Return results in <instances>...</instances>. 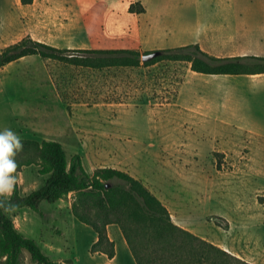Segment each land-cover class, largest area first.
<instances>
[{"label":"rangeland","instance_id":"obj_1","mask_svg":"<svg viewBox=\"0 0 264 264\" xmlns=\"http://www.w3.org/2000/svg\"><path fill=\"white\" fill-rule=\"evenodd\" d=\"M225 1L220 20L208 22V52L264 56V0ZM175 4L149 0L154 11H173ZM143 8V0H0V51L28 36L71 50L145 54L179 47L149 45L164 36L144 37L135 17ZM13 92L21 140L60 141L69 160L81 154L92 174L106 167L128 172L163 201L176 224L264 264V74H201L190 62L170 60L98 69L32 55L0 68V130L16 122ZM35 146L21 150L40 160L20 175L27 190L41 187L50 176L41 170L53 167ZM62 198L73 210L79 194ZM87 204L98 213V200ZM95 219L104 222L106 215ZM111 220L125 221L135 244L158 247L123 213ZM81 264L90 262L83 256Z\"/></svg>","mask_w":264,"mask_h":264},{"label":"trees","instance_id":"obj_2","mask_svg":"<svg viewBox=\"0 0 264 264\" xmlns=\"http://www.w3.org/2000/svg\"><path fill=\"white\" fill-rule=\"evenodd\" d=\"M25 1V0H24ZM142 9L138 13L145 12ZM134 12V10H132ZM162 54L152 60L144 61L139 50L128 48L110 49H64L28 36L18 43L0 51V68L24 57L38 55L46 59H55L79 66L92 68L146 66L162 60L187 61L193 71L210 75H256L264 74V56L240 55L219 57L204 51L199 44H189L174 48L161 49ZM77 51V55H67ZM151 52V51H148ZM146 52V53H148ZM145 53V54H146ZM23 149L34 151L48 157L53 167H44L42 174H50L45 184L27 195H22L17 183L10 203L12 210L25 207L41 213V203L46 200L54 203L67 192H77L79 202L73 205L74 215L83 223L90 225L98 234L99 240L92 247L94 253H104L110 259L116 255V244L108 235V225H120L132 250L137 264H252L226 249L207 241L173 221L169 208L156 196L142 180L123 170L106 167L90 173L83 164L81 154H75L69 160L60 141L45 140L39 144L31 140H21ZM17 172L27 166L40 164L32 152L16 154ZM15 174V173H14ZM107 184H110L107 187ZM98 200V213H93L90 201ZM10 212V211H9ZM9 212L0 209V264H26L25 251L29 253L33 264H56L33 238L27 237L16 227ZM104 212V222L95 217ZM121 212L127 221L143 229L148 243H155L156 249L147 250L135 244L125 221L111 220V216Z\"/></svg>","mask_w":264,"mask_h":264},{"label":"crops","instance_id":"obj_3","mask_svg":"<svg viewBox=\"0 0 264 264\" xmlns=\"http://www.w3.org/2000/svg\"><path fill=\"white\" fill-rule=\"evenodd\" d=\"M143 1L146 4V11L135 16L140 31L144 37L152 34L164 36V42H150L149 45L168 47L172 44L174 47L199 44L206 52H208V34L212 29L208 26V22L214 18L220 20V12L228 4L225 0H175L176 7H173V11H170V8L162 9V11L158 8L155 12L149 5V0ZM146 40L150 41L149 38ZM9 74L5 79L7 81L11 78H8ZM8 89L9 87H4L1 93H5ZM8 100L11 103V117L16 120L11 129L16 132L19 124L18 114L12 106L14 92ZM188 122H196V120L189 118ZM24 172H18V176L14 175L17 176L21 194L27 195L40 187L33 185L30 190H27L20 176ZM40 209L43 214L30 207L11 210L9 213L19 231L36 240L44 253L56 264H67L66 260L69 256L73 257V264H81L83 256L90 264H137L119 224L108 225V235L116 244V255L110 259L104 253L92 252V247L98 242L99 236L90 225L81 222L74 215L71 203L67 204L63 198L54 203L44 200ZM24 253L27 255L26 264H30L28 262L29 253L27 251Z\"/></svg>","mask_w":264,"mask_h":264},{"label":"clouds","instance_id":"obj_4","mask_svg":"<svg viewBox=\"0 0 264 264\" xmlns=\"http://www.w3.org/2000/svg\"><path fill=\"white\" fill-rule=\"evenodd\" d=\"M23 144L17 133L10 128L0 130V209L11 211L15 205L10 198L17 185L16 154L21 151Z\"/></svg>","mask_w":264,"mask_h":264},{"label":"water","instance_id":"obj_5","mask_svg":"<svg viewBox=\"0 0 264 264\" xmlns=\"http://www.w3.org/2000/svg\"><path fill=\"white\" fill-rule=\"evenodd\" d=\"M162 54V50L161 49H158V50H154V51H151V52H148L146 54L143 55V60L144 61H149V60H152L158 56H160ZM110 184H107V187H109Z\"/></svg>","mask_w":264,"mask_h":264}]
</instances>
